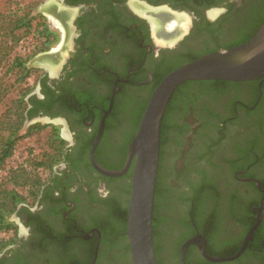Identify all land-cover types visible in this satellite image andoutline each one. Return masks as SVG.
<instances>
[{"label": "flooded vegetation", "instance_id": "flooded-vegetation-1", "mask_svg": "<svg viewBox=\"0 0 264 264\" xmlns=\"http://www.w3.org/2000/svg\"><path fill=\"white\" fill-rule=\"evenodd\" d=\"M46 9L63 21L75 13L78 33L63 69L48 76L43 95L31 100L30 114L64 117L73 132L40 209L24 216L29 235L0 264H133L123 215L130 195L121 199L129 175L131 191L133 168L122 177L105 176L92 164L93 145L98 139V166L123 169L137 132L130 139L126 129L137 114L141 121L159 79L204 55L251 41L264 27V0H50ZM185 17L186 29H164L168 20ZM229 32L239 38L228 43ZM202 82L207 81L188 86ZM223 85L236 88L227 109L238 128L232 188L216 186L214 205L205 187L191 196L176 227L178 264L183 259L185 264H264V75ZM174 94L162 130L169 106L180 98ZM196 104L206 107L201 98ZM198 122L194 132L201 129ZM221 125L228 129L227 120ZM158 254L157 245L162 264Z\"/></svg>", "mask_w": 264, "mask_h": 264}, {"label": "rangeland", "instance_id": "rangeland-1", "mask_svg": "<svg viewBox=\"0 0 264 264\" xmlns=\"http://www.w3.org/2000/svg\"><path fill=\"white\" fill-rule=\"evenodd\" d=\"M48 2L0 0V259L29 235L24 216L40 209L45 188L63 163L73 132L64 117L50 120L30 114L31 100L43 95L48 76L63 69L78 33L73 25L75 13L63 21L47 11ZM188 20H168L164 29L170 33L178 27L186 29ZM237 38L229 32L227 42ZM235 89L214 83L187 86L168 112L157 178L156 244L162 264H178L181 233L177 235L176 227L185 219L195 190L207 188L214 205L216 186L232 188L238 128L227 109L236 99ZM199 98L205 109L196 104ZM221 100L226 103L216 105ZM137 119L138 114L126 129L130 139ZM226 120L228 129L221 125ZM196 122L201 129L194 132ZM125 139L123 146L129 142ZM129 176L122 189L124 201L130 195Z\"/></svg>", "mask_w": 264, "mask_h": 264}, {"label": "water", "instance_id": "water-1", "mask_svg": "<svg viewBox=\"0 0 264 264\" xmlns=\"http://www.w3.org/2000/svg\"><path fill=\"white\" fill-rule=\"evenodd\" d=\"M263 75L264 27L248 43L197 58L172 71L162 80L154 91L136 135L129 145L123 169L108 171L98 166L94 159L98 139L95 141L91 161L102 174L108 177H122L133 168L127 209V236L133 264H158L153 221L160 165L161 126L175 91L190 81L238 82L255 80ZM183 263L185 264L184 259Z\"/></svg>", "mask_w": 264, "mask_h": 264}, {"label": "trees", "instance_id": "trees-1", "mask_svg": "<svg viewBox=\"0 0 264 264\" xmlns=\"http://www.w3.org/2000/svg\"><path fill=\"white\" fill-rule=\"evenodd\" d=\"M163 79H159L158 81V85L162 82ZM212 83L214 84H225V83H228V82H225V81H211ZM191 83L190 82H187V83H184L183 85H181L176 91H175V94L174 96H176L177 94L181 93L182 90L187 87L189 84ZM202 83H208V82H202ZM171 104V103H170ZM172 104L169 106L171 107ZM141 117V116H140ZM139 122H140V119L138 121V123L136 124V130L135 132L137 131V128H138V125H139ZM164 128L166 129L167 128V125H164ZM163 135H164V131L162 130L161 131V142H162V138H163ZM134 137V136H133ZM125 161H126V156H124V159L122 160V167L125 166ZM201 190L204 189V187L200 188ZM199 189V190H200ZM159 179L157 180V187H156V201H155V208H154V221H153V232H154V240H155V250H156V254H157V244H156V237H157V223H158V219H157V210H158V205H157V200H158V196H159ZM195 191H198V190H195ZM196 194V193H195ZM192 197L190 198V201L191 202ZM123 215L124 217L126 218L127 217V211L123 212ZM127 220V218H126ZM126 225V224H125Z\"/></svg>", "mask_w": 264, "mask_h": 264}]
</instances>
